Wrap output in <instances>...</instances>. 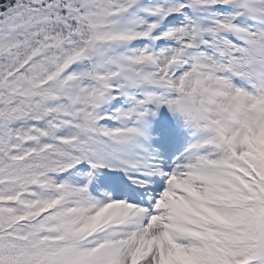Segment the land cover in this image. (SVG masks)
<instances>
[{"label":"snow or ice","instance_id":"1","mask_svg":"<svg viewBox=\"0 0 264 264\" xmlns=\"http://www.w3.org/2000/svg\"><path fill=\"white\" fill-rule=\"evenodd\" d=\"M0 264H264V0H0Z\"/></svg>","mask_w":264,"mask_h":264}]
</instances>
